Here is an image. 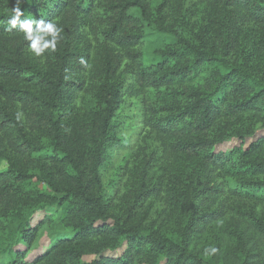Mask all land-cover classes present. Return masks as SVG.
Here are the masks:
<instances>
[{
    "label": "trees",
    "instance_id": "1",
    "mask_svg": "<svg viewBox=\"0 0 264 264\" xmlns=\"http://www.w3.org/2000/svg\"><path fill=\"white\" fill-rule=\"evenodd\" d=\"M186 1L204 5L210 23L158 27L173 41L146 65L143 23L159 18L146 0H21V21L62 29L38 71L25 61L24 34L5 30L16 0H0V155H9L0 170V264H264V0ZM83 30L101 44L94 56L79 49ZM79 91L92 97L82 110L70 105ZM134 103L141 115L125 138L120 110ZM140 137L156 146L144 165L142 146L132 148ZM120 150L146 167L119 210L101 172ZM154 202L177 220L171 237L140 220ZM233 202L248 209L223 229ZM46 207L61 210L72 234L30 255L34 215ZM209 246L217 252L206 257Z\"/></svg>",
    "mask_w": 264,
    "mask_h": 264
},
{
    "label": "rangeland",
    "instance_id": "2",
    "mask_svg": "<svg viewBox=\"0 0 264 264\" xmlns=\"http://www.w3.org/2000/svg\"><path fill=\"white\" fill-rule=\"evenodd\" d=\"M146 1L152 7L153 15L158 14L157 16L159 17L151 24L146 22L143 23L142 39L138 50L142 55L143 63L146 65L155 64L157 61V56L155 53L160 50L165 44L173 41V37L170 34L160 31L158 27L169 25H183V21L188 22L189 25H199V23H202L203 21L210 23V20L208 18L206 19L207 15L205 13V6L202 4H197V6L195 3L186 0H170L168 5L164 0ZM176 4L183 6V16L179 14L178 6L172 8V6ZM130 12L134 15H137L136 10H131ZM174 13L176 14L174 16H171ZM180 19H182L183 21H180ZM78 45L79 47H81H78L81 52H89L91 56H94L99 46H101L99 42H96L93 39L88 30H83V40ZM50 53V50H46L41 57H36L28 49L25 54V61L28 65L34 67L36 70L45 71V54ZM94 58L95 57H92V62L89 64L85 74L89 73L92 70ZM69 78L72 79L73 76H69ZM29 80L30 79H28V83H33ZM24 83L26 84V81H24ZM28 83L27 85L29 86L27 87H29V90L31 89V93L38 94L40 92V87L33 86ZM73 97L74 98L70 100V105L79 110L87 108L92 99L91 96L84 93L83 91H79V93L77 95H73ZM129 109H126V105H123L122 109L120 110L122 119L126 121L123 133V137L125 138H127V133H125L126 129L131 125L130 122L132 118H137L141 115L139 103L131 104ZM139 141L140 142L138 143H134L132 148L134 149L133 152H136L137 147L142 146L139 152V156H141L144 165V163L149 158V154L156 149V146L153 143L148 145L146 143H141V137ZM249 142L250 141L246 142L244 148L248 146ZM237 144L238 142L231 141L230 143H226L222 147H220V150L227 151ZM6 157H9V155H0V170H3L7 166ZM127 157L130 158L127 167L124 169L122 166L123 159H126ZM112 158L113 159L110 162L109 166H107L101 172L102 187L108 195L115 198L117 208L120 210L124 206L123 201L128 194V189L130 190V185H132L134 181L140 180L139 176L144 173V169L146 166H143L142 168L134 167V165L138 163L135 162L137 158H135L132 153L126 152L125 150L114 151L112 153ZM176 167H179L178 162H173L167 165L168 173L165 174V176L173 173V170ZM127 169H130V171L127 172ZM160 173L161 169L155 172L153 182L156 181V178ZM235 185L236 183H231L232 187H234ZM244 207L248 209V206L245 204L233 202L229 209L228 218L222 224V228L229 229L234 226L236 221V212L243 210ZM163 211L164 210L161 205L156 204L155 202L151 203L141 209V212L139 214L140 220L142 223H144L145 226L158 228L164 235L171 237L177 231L178 223L177 220L172 217V214L170 212H167L166 217V213H164ZM60 215L61 210L56 207H46L41 211H38L34 215V224L40 223V228L38 231L37 240L30 250V255L42 253L58 239L70 237V235L72 234L71 229L65 228L61 225L59 220ZM210 264L218 263H214L211 260Z\"/></svg>",
    "mask_w": 264,
    "mask_h": 264
},
{
    "label": "clouds",
    "instance_id": "3",
    "mask_svg": "<svg viewBox=\"0 0 264 264\" xmlns=\"http://www.w3.org/2000/svg\"><path fill=\"white\" fill-rule=\"evenodd\" d=\"M21 0H16V5L12 9L10 19L7 20L8 27L6 31L18 29L24 34V39L29 41V50L36 56L41 57L46 50L55 51L58 41L62 38V29L53 22H45L43 20L35 21L34 19L20 20L23 13L20 10ZM35 25V28L33 27ZM81 63H85L81 60ZM17 120L22 119V114L17 113ZM217 252L214 246H209L204 249L206 257L211 256Z\"/></svg>",
    "mask_w": 264,
    "mask_h": 264
}]
</instances>
